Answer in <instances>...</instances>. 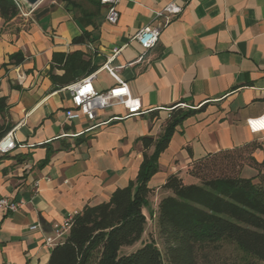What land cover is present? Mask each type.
Masks as SVG:
<instances>
[{"label":"crops","instance_id":"1","mask_svg":"<svg viewBox=\"0 0 264 264\" xmlns=\"http://www.w3.org/2000/svg\"><path fill=\"white\" fill-rule=\"evenodd\" d=\"M171 1L183 11L141 58L135 34L163 24L156 14ZM53 3L28 16L20 11L7 22L0 15V94L9 105L0 122L19 141L0 160V198L20 202L13 212L0 208V264H48L66 238L48 245L54 229L136 181L144 153L154 152L141 138L160 137L179 104L202 110L176 127L160 154L149 181L155 221L160 200L170 193L163 188L167 179L178 175L196 182L188 175L195 161L249 143L260 145L253 156L264 160V130L248 125L264 114V0H121L115 24L102 3L97 14L87 0L81 8ZM84 32L90 38L74 42ZM114 48L121 51L109 60ZM76 52L88 65L66 74L58 55ZM17 53L23 56L19 63L10 60ZM106 62L144 112L127 116L116 105L100 110L95 120L69 119L66 111L74 106L68 85L92 74L99 92L117 84ZM49 149V162L40 166Z\"/></svg>","mask_w":264,"mask_h":264},{"label":"trees","instance_id":"2","mask_svg":"<svg viewBox=\"0 0 264 264\" xmlns=\"http://www.w3.org/2000/svg\"><path fill=\"white\" fill-rule=\"evenodd\" d=\"M81 8V2L64 0ZM101 7L100 0H87ZM49 8L41 10L45 14ZM20 13L17 0H0V15L10 21ZM87 14H90L87 12ZM92 14V13H91ZM89 32L75 38L83 43ZM66 74L88 63L81 53L58 55ZM23 61L19 53L10 56ZM7 97L0 94V114L8 110ZM202 110L177 105L160 137L141 138L145 149L154 146L152 154L144 153L136 181L117 188L108 201L86 206L72 220L63 242L52 250L48 264H259L264 262V160L253 156L260 147L249 143L234 149L211 153L195 161L188 175L196 182L188 183L178 175L170 176L163 188L170 193L158 205L156 224L162 239L159 247L154 235L144 246L129 255H120L123 246L142 240L148 224L144 209L149 208L153 189L149 181L158 172L160 154L167 148L177 126ZM10 125L0 122V139ZM54 151L40 163L46 165ZM253 175H244L246 168ZM232 246L229 258H220V250Z\"/></svg>","mask_w":264,"mask_h":264},{"label":"built area","instance_id":"3","mask_svg":"<svg viewBox=\"0 0 264 264\" xmlns=\"http://www.w3.org/2000/svg\"><path fill=\"white\" fill-rule=\"evenodd\" d=\"M121 0H100V2L107 6V20L108 22L115 24L120 18V12L117 8ZM20 11L23 15H30L38 6L33 9H28L20 2H18ZM183 11V7L177 4L175 1L169 2L161 11H159L156 16L158 18L164 17L163 24L150 25L141 28L134 36L141 48L142 56L145 55L150 49L156 46L158 43L162 29L164 26L168 25L176 16H178ZM120 48H114L113 54L109 58L111 60L114 56L120 53ZM105 68L117 79V84L111 87L105 92H99L93 83L95 74L85 77L79 81H76L66 88L71 94L73 109H68L66 115L69 119L75 120L80 119L85 116L89 120H95L97 118L98 112L100 110L106 109L108 107H113L116 105L123 106L127 111V116H135L143 113L141 100L134 97L131 93L129 85L127 82L122 80L117 74L116 70L112 68L108 62L104 65ZM248 125L250 129L254 132L264 130V114L255 118L248 120ZM19 146V141L14 130L8 131L0 139V160L2 156L10 153ZM20 207V202L4 196L0 198V208L6 211H16ZM73 213L69 215L61 225L54 229V238H48L46 243L51 245L55 243L58 239L64 237L69 232L73 217L77 214ZM33 228H37L34 226Z\"/></svg>","mask_w":264,"mask_h":264},{"label":"rangeland","instance_id":"4","mask_svg":"<svg viewBox=\"0 0 264 264\" xmlns=\"http://www.w3.org/2000/svg\"><path fill=\"white\" fill-rule=\"evenodd\" d=\"M60 1L61 0H42L39 3V5H38L37 8L41 9V8L47 7V6H50L51 7V6L54 5L53 2L59 3ZM76 1L77 2H84L85 0H76ZM245 168H246V171L244 172V175H250V174L253 173V171L250 168H248V167H245ZM146 213H147V216H148V224L146 226V233H145L143 239L140 240V241H138V242H136L133 245L123 246L120 249V253H119L121 256L122 255H129L131 253L136 252L140 248H142L144 246V244L146 243V241H148L150 239V236L151 235H154V237L156 238V241H157L159 247H161L163 249V247H162V239H161V237L158 234V229H157L156 221L150 217L149 212H146ZM232 251H233L232 246L225 245L220 250V258H223V259L229 258L233 254ZM259 264H264V262H260Z\"/></svg>","mask_w":264,"mask_h":264},{"label":"water","instance_id":"5","mask_svg":"<svg viewBox=\"0 0 264 264\" xmlns=\"http://www.w3.org/2000/svg\"><path fill=\"white\" fill-rule=\"evenodd\" d=\"M28 9H33L39 5L42 0H17Z\"/></svg>","mask_w":264,"mask_h":264}]
</instances>
